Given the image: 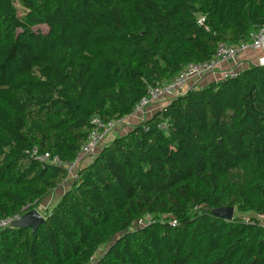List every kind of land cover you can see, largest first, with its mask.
I'll return each mask as SVG.
<instances>
[{
    "label": "trees",
    "instance_id": "obj_1",
    "mask_svg": "<svg viewBox=\"0 0 264 264\" xmlns=\"http://www.w3.org/2000/svg\"><path fill=\"white\" fill-rule=\"evenodd\" d=\"M262 25L264 0H0V221L69 181L32 148L73 160L93 116ZM70 182L34 231L0 227V264H264V65L187 89Z\"/></svg>",
    "mask_w": 264,
    "mask_h": 264
},
{
    "label": "built area",
    "instance_id": "obj_2",
    "mask_svg": "<svg viewBox=\"0 0 264 264\" xmlns=\"http://www.w3.org/2000/svg\"><path fill=\"white\" fill-rule=\"evenodd\" d=\"M249 51H261L264 53V25L249 32L246 39L238 43L227 44L218 42L215 52L210 59L198 63H187L170 80L149 86L146 94L139 99L128 115L106 121L100 119L98 116H93L91 118L93 130L83 141L73 160H62L57 155L51 156L47 152L39 153L36 148H32L28 153L40 161L63 166L66 170L68 180L76 181L77 171L80 165L85 161H90L95 158L98 153L97 148L105 137L111 133L117 125L121 124L126 117H135L139 123L159 111L171 99L181 95L187 89L205 86L206 84L202 85V83L213 80L216 81L237 77L241 71V68L236 69L241 64L239 57ZM254 61L256 64L264 65V56L257 57ZM228 63H232L234 66L223 68ZM163 103L164 105H161ZM158 126L163 129L165 124L160 123ZM258 217L261 221L262 218H264V216L259 215ZM19 218L20 217H14L1 220L0 227L9 225ZM245 222H247V220H245ZM136 224L138 226H143L145 225V221H139ZM171 224L173 225L174 221H172Z\"/></svg>",
    "mask_w": 264,
    "mask_h": 264
},
{
    "label": "rangeland",
    "instance_id": "obj_3",
    "mask_svg": "<svg viewBox=\"0 0 264 264\" xmlns=\"http://www.w3.org/2000/svg\"><path fill=\"white\" fill-rule=\"evenodd\" d=\"M34 29H40L41 31H46L47 27L45 25H39V26L34 27ZM89 50L92 51V48H90ZM189 85H191V84H189ZM125 124H126L125 122H121V124L117 125V127L115 129H113L111 131V133L108 134V136L105 137V139L100 144V146L101 147L104 146L106 143H109L111 140H113L116 136L120 135L119 133H121V131L124 129ZM128 126L133 127L134 125L127 123V127ZM99 147L97 148L98 152L101 149V147L100 148ZM70 181L71 180L65 182L66 184H64L63 186H61L58 189H55L51 195H49L44 200H42L38 205L34 206L33 209L36 210L43 217L45 215L46 211L58 201V199L60 198L64 189L67 188V186L71 183ZM247 214L248 213H246V215ZM238 215H241V214L234 209L233 210V216H238ZM262 223L264 225V218H262ZM104 249H105L104 246H100L96 251L95 257L99 256L103 252Z\"/></svg>",
    "mask_w": 264,
    "mask_h": 264
},
{
    "label": "water",
    "instance_id": "obj_4",
    "mask_svg": "<svg viewBox=\"0 0 264 264\" xmlns=\"http://www.w3.org/2000/svg\"><path fill=\"white\" fill-rule=\"evenodd\" d=\"M233 207L221 206L211 210V213L221 219L229 220L233 216ZM44 222V218L34 209L26 210L19 219L11 223L12 227H28L31 231H34L41 223Z\"/></svg>",
    "mask_w": 264,
    "mask_h": 264
},
{
    "label": "crops",
    "instance_id": "obj_5",
    "mask_svg": "<svg viewBox=\"0 0 264 264\" xmlns=\"http://www.w3.org/2000/svg\"><path fill=\"white\" fill-rule=\"evenodd\" d=\"M263 56H264V53L261 52V51H257V52L249 51V52H246L242 56L239 57L241 64L236 69H240L241 68V70H242L243 68L247 67L248 63H250V62L254 63L255 62L254 61L255 58L263 57ZM230 66L233 67L234 65H232V63H228L223 68H227V67H230ZM205 84H206V82L202 83V85H205ZM161 105H164V103L161 104ZM123 122H125L126 124L124 126V129L121 131V133H119L120 135L124 134L125 132H127L128 130H130L132 128V127H129V126L127 127V123H130L131 125L132 124L135 125V124L138 123V120L135 117L129 116V117H126Z\"/></svg>",
    "mask_w": 264,
    "mask_h": 264
}]
</instances>
